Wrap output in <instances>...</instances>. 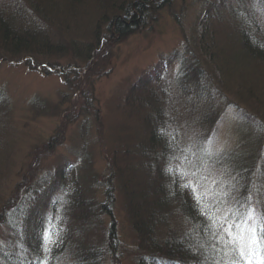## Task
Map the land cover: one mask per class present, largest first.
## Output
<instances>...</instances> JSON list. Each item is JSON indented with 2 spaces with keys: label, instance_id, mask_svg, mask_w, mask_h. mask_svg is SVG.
Returning <instances> with one entry per match:
<instances>
[{
  "label": "rangeland",
  "instance_id": "374dc122",
  "mask_svg": "<svg viewBox=\"0 0 264 264\" xmlns=\"http://www.w3.org/2000/svg\"><path fill=\"white\" fill-rule=\"evenodd\" d=\"M223 1L235 6L236 1L243 3L238 9L244 3L254 6L252 16L260 32H254L250 20L237 16L236 7L234 13L224 7ZM31 2L0 0L5 7L22 3L19 10L26 20L34 14ZM256 4L248 0H169L154 10V18L130 34L111 32L108 38L106 24L98 21L103 11L99 6L91 1L78 6L63 0L56 2L57 7L53 4L50 12L57 14L44 27L51 36L47 49L15 51L0 43V264L28 258L27 238L34 229L25 225L22 215L32 223L39 218L36 212L26 215L27 207L40 213L37 205L46 204L51 214L50 203L61 206L66 197L63 188L69 192L86 189L89 182L78 175L89 171L97 179L91 191L98 201L108 203L104 227L114 221L117 232L116 254L105 259V264H135L143 249L136 245L120 177L132 175V169L140 173L146 168L140 154L152 148L147 141L153 133L163 135L169 146V170L176 176V170L185 171L176 179V190L184 184H199L205 199L216 205L218 217L233 210L238 192L228 163L219 166V159L225 153L239 152L256 138L264 156V59L246 56L236 43L238 33L247 27L255 39L264 41V14ZM209 26L212 37L203 32L210 31ZM94 28L99 29L101 39L91 38ZM81 46L83 55L77 52ZM88 53L93 58L85 62ZM192 59L199 63L203 87L199 97L189 94L187 99L176 78ZM57 65L69 73L63 76ZM143 79L146 82L141 83ZM148 92L151 104L146 106L143 98ZM246 123L257 124L254 135L241 131ZM198 134L205 136L204 141H199ZM153 146L160 158L164 148L160 143ZM82 160L90 168L87 172L76 167ZM192 171L194 181L187 176ZM259 182L262 186L249 197L239 196V201L245 199L240 202L243 211L252 206L253 211L264 208L263 174ZM181 191L184 201L193 204L191 188ZM179 202L171 207L175 211L170 212L169 225L189 230L184 215L189 209L184 210L182 201L179 207Z\"/></svg>",
  "mask_w": 264,
  "mask_h": 264
},
{
  "label": "trees",
  "instance_id": "16d2710c",
  "mask_svg": "<svg viewBox=\"0 0 264 264\" xmlns=\"http://www.w3.org/2000/svg\"><path fill=\"white\" fill-rule=\"evenodd\" d=\"M57 1L61 2L63 0H34L30 6L36 11L27 4L30 8L29 10L34 11L32 17H28L27 20L25 19L27 16H24L23 12L19 10L20 6L23 9L22 3L17 4L16 7H5V5L0 4V43L15 51L47 49V42L51 41V36L44 30V27L47 22L52 23L54 15L57 14L50 12L53 9V4L56 6ZM64 1L78 6L91 1L94 5L99 6L103 11L98 21L106 24L105 28L109 31L106 37L111 38L114 34L120 36L130 34L135 30L136 26L154 18V10L169 0H160L159 2L155 0ZM248 1H257L256 6L260 14H264V0ZM18 2L16 1V3ZM236 2V6L229 1H223L221 4L231 11L236 7L235 13L238 14L237 16L250 20V27L252 29L255 28L254 32H260L258 21L252 16L254 13L252 8L255 7L244 3V6L238 9V6L243 3ZM58 4L60 5V3ZM244 10L246 11L243 15L242 11ZM253 24H255V27ZM211 29L209 26L210 31L204 29L203 32H209L208 35L210 34L209 36L212 37L214 31L211 32ZM254 34L247 27L238 33L236 43L239 45V48L242 47L245 50L244 54L246 56H250L252 59L258 57L264 59V41L263 39L261 41L255 39ZM250 36H252L253 40L250 39ZM102 37L98 28L92 30V39L99 40ZM259 43H261V48L257 49ZM213 46L215 47L216 43ZM82 47L77 50L81 55L84 54L81 52L83 50L81 49ZM256 49L257 51H255ZM92 51H94V48ZM250 51H255V53L251 54ZM173 54L179 58L178 52ZM92 58L90 53H88L84 60L87 62ZM57 66L63 76L69 73L61 65ZM72 68L74 67L71 65L68 67L69 70ZM198 69H200L199 63L192 59L188 65L182 66L176 78V85L181 95L187 99L189 94H193L194 96L196 94V97H199L203 87V84L199 82L200 73ZM260 76L262 75L260 74ZM143 77L147 78L146 75H143ZM149 79L153 80V77ZM144 82L146 80L143 79L141 83ZM140 86H137L135 83V87L139 88ZM150 94L149 92L146 93V98H143V103L146 106H149L147 103L151 104ZM240 116L246 119L244 115ZM213 125H215L214 122L212 123ZM255 128H257V124L251 126L246 123L241 128V131L254 135V131L252 132V130L256 131ZM153 135L147 141L149 145H152L150 146L152 148L140 154V162L146 168L144 167L142 171H139L140 173L132 169V172L129 171L132 175L120 177V186L125 183L123 186L125 191H122H124L123 193L126 198L128 216L130 215V220L133 221L136 231V241L138 239L136 245L140 249H143L137 255L135 264H257L261 258L259 251L251 262L247 259L240 260L237 253L232 251V246L229 245L227 238L224 239L223 233H220L221 240L217 243L213 238V232H220L223 217L226 216L229 221L233 220V218L241 220L246 219L247 214L253 211V206L251 208L246 207V210L243 211V206L240 202L245 199L242 198L239 201V196L249 197L250 194L256 192L261 183L259 182L260 176L262 174L264 176V156L262 157L261 152L259 153L260 149H257L260 140L256 138L252 144L247 141V147L244 144L245 146L242 145L239 152H233L234 155L230 152L225 153L223 155L224 158L221 157L219 159V166L225 162L228 163L229 174L232 176L235 190L238 192V201L233 205V210L225 216L220 214L218 217L219 214L216 211L214 213L216 219L210 224L204 214V208L198 204L196 196L191 195L194 203L188 205L189 202L187 203L183 199L184 196L181 191L183 188L179 186L178 190L175 189L178 175L181 177L182 175L180 174H184L185 171L182 169L176 170V176L174 172L169 170L168 165H166V160H168L166 157L167 148L169 146L164 141L163 135L156 133H153ZM198 138L199 141H204L205 136L199 135ZM157 143H160L164 148L160 153V158H158L159 154H157L153 146L157 145ZM199 148L201 152L202 147L200 145ZM85 157L86 155L82 156V158ZM125 161H127L126 158ZM173 166L177 167L176 163ZM76 167L79 171L87 172L90 170L87 161L83 162V160ZM192 174L193 171L187 174V176L194 181L196 174L195 176ZM78 178H84L83 180L89 182V185L86 187L87 190L82 187L78 192L75 189L69 192L70 189L65 191L66 188H63L62 190L64 191L62 193L67 192L65 194L66 197L61 206H58L55 201L50 203L51 214L45 210L49 206L46 204L39 203L37 205L40 213L37 209L32 211L33 208L27 207L24 213L34 216L36 212L39 219L38 222L32 223L31 219L22 215L26 219L25 223H28L24 224L27 227L32 226L33 231L37 232V234L34 237L32 231L29 238H27V251L26 255L24 254L28 257L27 259L22 258L20 262H16L11 258V260L7 259L6 264H41L42 261L46 262V264H105V259L109 260L110 256L116 254L114 245L117 240V232L114 221H111L109 225L107 224V227H104V218L109 214L107 210L108 203L98 201V195L93 194V191H91L94 188L93 183L97 181L96 176L92 173L90 174L89 171L82 176L78 175ZM261 184L260 187L262 186ZM178 201H180L179 207L182 201L186 204L183 206L184 210L185 208L189 209L184 212L190 225L189 230H186L184 227L176 228L178 226L169 225L170 212L175 211V208L171 209V207H174L173 203ZM206 201L212 203L210 199H206ZM261 209L258 211L254 210L257 218L256 225H254L257 231L264 227V225L258 222L264 213V208ZM46 213L48 219L46 218ZM157 226L159 229H157ZM46 235L48 239H45ZM95 239H98V242ZM105 242L109 243L108 249L105 248V245H107ZM262 246H264V242H262ZM46 248L49 250L45 251Z\"/></svg>",
  "mask_w": 264,
  "mask_h": 264
},
{
  "label": "snow or ice",
  "instance_id": "6c2138e0",
  "mask_svg": "<svg viewBox=\"0 0 264 264\" xmlns=\"http://www.w3.org/2000/svg\"><path fill=\"white\" fill-rule=\"evenodd\" d=\"M180 175H184L181 173ZM195 176V173L192 174ZM183 188H191L194 192L198 204L204 208V214L206 219L209 220V223H213L216 219L214 213L216 210V205L210 202H207L205 199V195L200 192L199 184H196L195 187H192L189 184L181 185ZM257 222V218L255 216L254 211L247 214L246 219L233 220L229 221L225 216L222 218V225L220 228V232H213V238L217 241V243L221 240L220 233L227 238L229 245L232 246V251L236 252L239 256L240 260L247 259L249 262L256 256L257 252H260L261 258L257 262V264H264V246H262V242H264V227L260 228L257 231L254 224ZM261 225H264V215L259 218L258 221ZM45 239H48L46 235ZM49 249H45L48 251ZM41 264H46V262L42 261Z\"/></svg>",
  "mask_w": 264,
  "mask_h": 264
}]
</instances>
